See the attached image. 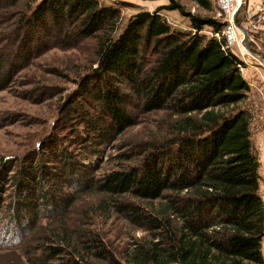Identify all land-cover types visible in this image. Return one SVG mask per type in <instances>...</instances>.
Segmentation results:
<instances>
[{
  "label": "trees",
  "instance_id": "16d2710c",
  "mask_svg": "<svg viewBox=\"0 0 264 264\" xmlns=\"http://www.w3.org/2000/svg\"><path fill=\"white\" fill-rule=\"evenodd\" d=\"M192 1L213 9V0ZM120 3L0 0V90L48 48L87 46L95 64L79 77L75 95L61 108L66 123L72 116L77 121L71 127L81 142L80 157L66 158L61 147L45 145L55 169L48 171L39 161L20 169L26 177L16 179L22 188L16 211L28 212L19 222L21 235L54 226L85 192L99 195V204L150 235L136 241L122 263L93 233L66 232L59 222L57 230L43 234L50 242L43 243L34 262L28 257L29 264L58 259L98 264L100 258L106 264H264L255 115L243 104L250 85L241 72L244 62L224 47L222 16L187 13L188 29H181L161 13L162 8L182 12L170 0L130 15L122 26ZM158 111L165 113L163 138L129 147L116 156L121 164L103 173L84 163L141 114ZM134 150L137 157L124 164ZM65 186L79 195L64 191ZM73 237L79 242L69 251ZM79 243L86 251L94 244L97 250L81 254Z\"/></svg>",
  "mask_w": 264,
  "mask_h": 264
},
{
  "label": "rangeland",
  "instance_id": "374dc122",
  "mask_svg": "<svg viewBox=\"0 0 264 264\" xmlns=\"http://www.w3.org/2000/svg\"><path fill=\"white\" fill-rule=\"evenodd\" d=\"M103 1L105 3L121 1L119 6L122 26L130 15L138 11H153L170 3V0ZM175 1L182 6V12L162 8L161 13L171 25L181 29H188L187 13L219 17L215 0L211 10L200 8L192 0ZM235 21L238 26L247 30L250 50L264 59V0H258V3L253 0H242ZM208 29L205 28L207 33ZM239 37L242 38L240 30ZM231 49L244 62L241 72L250 85L248 97L243 104L252 109L255 117L264 119V67L246 51L241 42L239 46L235 45ZM94 65L87 46L77 50L48 48L20 67L8 86L0 90V264H29L30 259L34 262V258L42 252L43 243L50 242L48 238H43V234L49 235L51 231L49 229L52 227L57 230L59 222L61 228L64 225L66 232L78 228L86 233H93L92 236L102 241L105 247L103 249L108 250L109 254L122 263L128 253L135 249L136 241L150 238L147 231L135 227V224L125 219L122 214L107 207L106 203L99 204L100 196L91 192L82 193L77 200L74 199L54 226L47 229L38 228L30 234L24 232L21 235L20 232L19 222L28 216L27 210L21 216L20 212L16 211L22 195L20 190L22 188L18 187L16 179L26 177L20 169L37 161L48 171L55 169L56 164H51L50 160L52 150L49 152L42 148L45 145L61 147L60 150L66 158H73L75 155L77 158L80 157L78 155L82 153L81 142L74 138L72 132L74 125L71 127V124L77 121H74L75 116H72L71 123H66L63 118L65 113L61 108L67 107L75 95L79 77ZM87 108L88 106H84L82 109ZM164 122L165 113L162 111L141 114L133 126L118 134L116 140L101 147L100 153L91 155L84 163L87 167L95 169L96 174L116 168L119 163L121 164V160L116 156L129 147L138 142L145 143L147 140L163 138L167 128ZM255 128L254 125L253 130ZM129 155L131 159L123 162L124 164L131 163L132 158L137 157L135 150ZM44 179L49 185L50 180L46 177ZM63 190L73 193L76 197L79 195L68 186ZM78 242L73 237L68 250L77 247ZM95 250H97L95 244L91 246V251H86L80 243L77 248L81 254H90ZM67 256L66 254L65 258ZM61 261L58 259L56 264H62ZM97 263L106 264L102 258L98 259Z\"/></svg>",
  "mask_w": 264,
  "mask_h": 264
},
{
  "label": "built area",
  "instance_id": "2783aa9c",
  "mask_svg": "<svg viewBox=\"0 0 264 264\" xmlns=\"http://www.w3.org/2000/svg\"><path fill=\"white\" fill-rule=\"evenodd\" d=\"M218 15L222 16L225 25L222 29L221 35L224 39V47L231 48L235 45H240L241 37H239V30L234 23V14L242 0H215ZM236 17V15H235ZM219 37L218 33H215Z\"/></svg>",
  "mask_w": 264,
  "mask_h": 264
},
{
  "label": "crops",
  "instance_id": "0c3cea01",
  "mask_svg": "<svg viewBox=\"0 0 264 264\" xmlns=\"http://www.w3.org/2000/svg\"><path fill=\"white\" fill-rule=\"evenodd\" d=\"M253 2L258 3V0H253ZM260 119L257 118V116L254 118L253 125H255L256 128L253 130L252 140L259 161V191L264 200V119L263 117ZM262 252L264 257V241L262 245Z\"/></svg>",
  "mask_w": 264,
  "mask_h": 264
},
{
  "label": "water",
  "instance_id": "95a60500",
  "mask_svg": "<svg viewBox=\"0 0 264 264\" xmlns=\"http://www.w3.org/2000/svg\"><path fill=\"white\" fill-rule=\"evenodd\" d=\"M241 5L242 3L239 5V7L237 8V10L235 11V14H234V23L236 25V27L242 32V38H241V44L245 47L246 51L253 57H255L256 59H258L260 65H262L264 67V59L261 58L258 54H256L255 52H252L250 50V46H249V43H248V32L245 28L243 27H240L237 25L236 21H235V15L237 14L238 10L241 8Z\"/></svg>",
  "mask_w": 264,
  "mask_h": 264
}]
</instances>
